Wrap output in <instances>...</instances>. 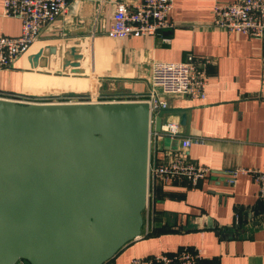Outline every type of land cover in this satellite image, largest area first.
<instances>
[{
  "label": "crops",
  "instance_id": "crops-1",
  "mask_svg": "<svg viewBox=\"0 0 264 264\" xmlns=\"http://www.w3.org/2000/svg\"><path fill=\"white\" fill-rule=\"evenodd\" d=\"M119 1L140 0L73 1L67 14L47 26L12 67L0 68V97L68 100L96 90L105 101L143 100L150 92L152 61L179 62L191 53L212 58L206 101L169 97L163 119L172 118L181 131L173 140L153 138L150 162L154 165V159L163 157L161 148L171 145L214 171L195 184L187 179L160 182L152 192L151 221L144 220L142 235L104 264H130L134 256L186 246L202 252L196 264H264L259 186L245 173L234 184L226 181L229 169L264 170V36L213 25L215 4L234 0H174L172 26L155 35L111 37L107 30ZM3 2L0 36H18L21 20L5 16ZM48 45L60 52L48 55L46 65L41 57L32 66L29 56ZM72 46L82 54L80 72L63 66L62 54Z\"/></svg>",
  "mask_w": 264,
  "mask_h": 264
},
{
  "label": "water",
  "instance_id": "water-1",
  "mask_svg": "<svg viewBox=\"0 0 264 264\" xmlns=\"http://www.w3.org/2000/svg\"><path fill=\"white\" fill-rule=\"evenodd\" d=\"M59 52L42 47L30 64ZM65 55L80 72L77 48ZM165 111L152 122L146 100L0 97V264H104L141 235L150 134Z\"/></svg>",
  "mask_w": 264,
  "mask_h": 264
},
{
  "label": "built area",
  "instance_id": "built-area-1",
  "mask_svg": "<svg viewBox=\"0 0 264 264\" xmlns=\"http://www.w3.org/2000/svg\"><path fill=\"white\" fill-rule=\"evenodd\" d=\"M75 0H4L3 14L18 17L21 20V33L18 36H0V68L12 67L16 60L26 54L41 37L44 29L67 14ZM174 0H140L137 3L119 1L113 13V23L107 33L111 37L128 35H155L158 30L172 26L169 13ZM214 26L227 31H238L249 36H264V0H234L217 2L213 8ZM213 59L188 54L185 60L166 62L154 60L151 63L148 98L150 118L154 121L160 110L169 108V97L185 95L201 102L207 99L209 83L208 66ZM4 98L20 103L29 102H107L99 93L89 92L88 96L74 97L68 100H51V97H27L10 95ZM29 98V99H27ZM161 131L152 130L153 138L168 137L175 139L181 131L178 122L170 117L163 119ZM163 157L149 166L147 204L144 220L151 221L152 192L160 182L171 179H187L193 184L214 170L211 167L196 164L188 160L184 152H176L171 145L161 148ZM226 181L234 184L240 173L249 174L258 184V197L264 201V170L257 168H235L226 171ZM148 234L150 230H146ZM142 235V233H141ZM139 235L138 237H140ZM137 237V238H138ZM202 252L189 246L168 253L161 252L144 256H134L130 264H196ZM19 260L15 264H26Z\"/></svg>",
  "mask_w": 264,
  "mask_h": 264
},
{
  "label": "rangeland",
  "instance_id": "rangeland-1",
  "mask_svg": "<svg viewBox=\"0 0 264 264\" xmlns=\"http://www.w3.org/2000/svg\"><path fill=\"white\" fill-rule=\"evenodd\" d=\"M62 56H64L65 57V54H62ZM63 71H60V73H58V74H60V75H64L63 73H62ZM90 91H92V92H96V90H90ZM58 92H60V90L59 91H57V93H54V92H52V93H54V94H58ZM27 99H29V98H27ZM51 100H58V101H62L63 99H60V98H57V97H51L50 98ZM26 264H29L27 261H24Z\"/></svg>",
  "mask_w": 264,
  "mask_h": 264
}]
</instances>
